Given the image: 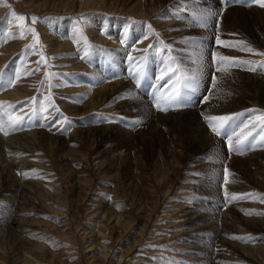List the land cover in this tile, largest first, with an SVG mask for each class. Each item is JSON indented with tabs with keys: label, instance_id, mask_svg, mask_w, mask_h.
Returning <instances> with one entry per match:
<instances>
[{
	"label": "rangeland",
	"instance_id": "obj_1",
	"mask_svg": "<svg viewBox=\"0 0 264 264\" xmlns=\"http://www.w3.org/2000/svg\"><path fill=\"white\" fill-rule=\"evenodd\" d=\"M259 53L253 0H0V264H264Z\"/></svg>",
	"mask_w": 264,
	"mask_h": 264
},
{
	"label": "snow or ice",
	"instance_id": "obj_2",
	"mask_svg": "<svg viewBox=\"0 0 264 264\" xmlns=\"http://www.w3.org/2000/svg\"><path fill=\"white\" fill-rule=\"evenodd\" d=\"M253 2L259 3L261 7H264V0H253ZM18 19L22 21V20L25 19V17L24 16H19ZM36 19H38V17H35V16L32 17V21L33 22H35ZM29 31H34V29H29ZM221 43H225V42L221 41ZM241 43H243V42H241ZM244 50L248 51V52H252L253 51V49H251L250 47H247V46H245ZM259 54L264 55V53H259ZM220 59H221V61H224V62H229V63L235 62L234 58L221 57ZM42 62H43V58H42ZM241 63L251 64L252 62L243 61ZM173 71H175V70H173ZM2 83L3 82L0 81V85H2ZM11 84H12V82L9 81V86H11ZM186 102H187L186 99H182L180 97L179 91H176L175 93L170 95L167 99L161 98V101L157 103L156 107L161 109V110H163V111H167L168 107H162V104H167L168 106H171V105L180 106V105H182V104H184ZM262 118H264V117H262ZM205 119L209 122L211 130L213 132H215L217 135H219V134H221V128H223V126L225 124H227L229 121H231L233 119V117H230V116H219V117H206ZM213 122H218V123H213ZM0 130H2V128H0ZM239 145H240V141H237V147H236L237 151L240 150L239 149ZM229 146L232 147L231 142H230Z\"/></svg>",
	"mask_w": 264,
	"mask_h": 264
}]
</instances>
